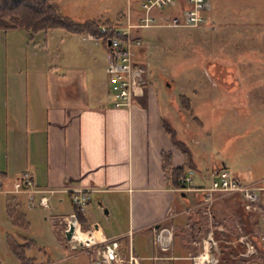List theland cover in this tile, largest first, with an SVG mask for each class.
Listing matches in <instances>:
<instances>
[{
  "label": "crops",
  "instance_id": "obj_1",
  "mask_svg": "<svg viewBox=\"0 0 264 264\" xmlns=\"http://www.w3.org/2000/svg\"><path fill=\"white\" fill-rule=\"evenodd\" d=\"M121 1L83 0L77 8L69 6L67 0L57 4L74 20L113 21L107 11L113 8L118 12ZM177 3L179 6L169 11L154 12L163 17L177 15L187 2ZM214 6V1L213 6L210 2L208 10L213 11L206 26L213 36L224 33L227 43L236 29L234 22L223 20V16L233 12L225 10L223 15ZM137 11L132 13L131 7L129 14L121 10L117 15L125 18V24L128 18L137 19ZM115 21L120 23L119 18ZM246 26L247 32L259 37L255 47L264 49V21ZM0 32V171L5 174L0 178L4 186L0 194H6L0 199L1 223L5 215L10 223L7 203L19 201L25 212L39 204L43 189H53L47 193L48 215L59 243L68 246L62 218L67 215L80 221L72 196L76 189H84L89 200L81 212L87 229H93L99 238L87 252L99 255L105 241L117 239L120 251L126 255L131 250L141 264H195L194 256L204 251L203 240L211 233L214 264H264L260 239L264 232V190L258 193L261 206L255 210L244 207L237 191L205 190L210 184L203 179L211 181L215 167L228 169L226 160L209 159L204 172L194 147L170 125L174 111L184 118L183 113H192L194 94L168 93L146 70L145 81L132 102L116 107L109 90L105 42L61 27L32 34L23 28ZM223 54L228 58L227 50ZM206 63L209 77L227 86L226 102L234 107L231 113H242L244 100L239 99L236 105L231 98L239 95L234 82L229 84L236 79L235 71L216 57ZM205 96L212 100L218 95L207 90ZM164 151L170 152L171 167L184 166V173L193 168L202 180L193 181L192 177L191 190L178 189L171 170L164 168ZM256 163L247 165L248 174L230 171L242 183H260L264 180V159ZM25 171L37 189L32 202L30 192L20 190ZM121 205L125 206L124 220ZM160 223L174 227L173 244L167 251L153 242L154 228ZM248 247L251 252L244 255ZM47 262L54 261L48 257Z\"/></svg>",
  "mask_w": 264,
  "mask_h": 264
},
{
  "label": "rangeland",
  "instance_id": "obj_2",
  "mask_svg": "<svg viewBox=\"0 0 264 264\" xmlns=\"http://www.w3.org/2000/svg\"><path fill=\"white\" fill-rule=\"evenodd\" d=\"M67 1L73 8L80 7L83 2V0ZM209 1L212 2V6L214 1V8L222 13L225 10L233 12L232 16L223 13L225 15L223 20L234 22L233 28L236 29L230 33L228 44L224 40V33L213 36L211 29L206 26L213 11L208 10L204 12L206 21L203 26L161 24L136 29L135 34L137 33L142 41L136 59L140 62H148L147 72L151 71L153 81L168 93L175 96L180 93L194 94L192 113L186 111L187 113H183L184 118L174 111L170 125L175 128L177 136L194 147L198 153L200 168L205 172L209 166V159H224L227 168L234 174L240 175L239 172L248 174L249 163L257 164L259 158L264 159V49L255 47L259 37H256L255 33L247 32L246 25L249 22L264 21V0ZM178 6L177 3L171 7ZM186 6L187 3L182 5V8ZM131 7L132 13L134 9L138 10L139 15L136 20L134 19L136 22L142 14L139 0H122L118 12L122 10V13L126 14ZM169 8L162 10L169 11ZM107 12L112 13L109 17L112 20L119 18V25H126L125 18L118 16V12L114 13L113 8L108 9ZM165 16H168V13ZM157 22L164 23L167 19L157 17ZM212 40L213 45L210 48L206 47ZM225 50L229 52L228 58H223ZM2 51L3 41L0 42V52ZM214 57L229 64L232 71H235L236 79L231 78L229 84L231 86L234 82L239 95L231 98L235 100L236 105L239 99L244 100L246 105L243 112L238 115L231 113L234 107L229 106L230 102L228 104L226 102L227 86L220 84L223 81L216 82L208 75L206 62ZM207 90H215L217 98L208 99L209 97L205 96ZM239 110L241 111L240 108ZM192 177L193 181L202 180L195 171ZM203 182L208 185L211 183L210 179L205 178ZM5 198L6 194L1 193L0 199ZM25 212L28 220L26 228L15 229L7 221L6 215L3 218L4 223L0 221L1 264H20L6 241L7 233L13 231L34 240V246L27 251L33 261L31 264H50L47 262L48 257L51 262L54 261L51 264H97L96 251L87 252V247L71 249L69 244L62 246L59 243L53 228L55 224L50 221L48 210L37 202L35 207ZM120 212L124 220V205H121ZM61 255L66 258L62 259Z\"/></svg>",
  "mask_w": 264,
  "mask_h": 264
},
{
  "label": "built area",
  "instance_id": "obj_3",
  "mask_svg": "<svg viewBox=\"0 0 264 264\" xmlns=\"http://www.w3.org/2000/svg\"><path fill=\"white\" fill-rule=\"evenodd\" d=\"M187 5L180 15H171L169 18L160 14H155V10H162L166 7L174 6L176 0H139V7L142 14L138 21H130L128 18L126 25H114L113 32L108 34L107 25H101V35L87 32L89 38L95 41H103L109 49V60L106 66L108 73L109 90L113 96V105L116 107L128 105L132 102L134 95L141 88L145 81V73L148 62H140L136 59L137 48L142 45L141 38L134 35V31L141 27L153 25H172V26H190L198 27L205 23L204 12L210 8L209 0H186ZM129 14V11L128 13ZM128 16V15H127ZM157 17L167 19V22H157ZM193 168H188L186 173L179 177L180 190H191ZM211 183L205 190L207 191H237L242 199L243 205L248 210L259 209L261 206L259 200V191L264 190V180L260 183H242L232 172L224 167H215L212 170ZM22 187L20 190L30 192L29 200L34 199L33 192L37 189L33 186L32 176L25 171L21 175ZM4 189L3 182L0 179V191ZM44 194L39 199V204L45 209L50 210L48 202V192L53 189H43ZM89 200V195L84 189H76L72 196L73 204L84 211ZM66 228L70 223L75 222L74 233L68 239L71 249L81 247H91L99 242V238L94 234L93 229H84L78 219H72L69 216H63ZM153 242L162 251H167L172 247L174 239V227L167 223L158 224L153 231ZM261 244L264 247V232L261 234ZM204 251L194 256L195 264H214L215 258L212 255L214 240L209 233L203 240ZM251 247H248L243 254L248 255ZM97 264H141L140 260L131 250L125 255L120 251V245L117 239L105 241V244L99 249Z\"/></svg>",
  "mask_w": 264,
  "mask_h": 264
},
{
  "label": "trees",
  "instance_id": "obj_4",
  "mask_svg": "<svg viewBox=\"0 0 264 264\" xmlns=\"http://www.w3.org/2000/svg\"><path fill=\"white\" fill-rule=\"evenodd\" d=\"M58 0H0V30L12 28H23L30 34L38 31H44L50 28L61 27L72 32L93 33L101 35V25H107L108 34L113 32L114 20L102 18H90L82 21L74 20L61 12L57 4ZM135 35V34H134ZM136 36V35H135ZM164 168L171 170V178L176 186H179V177L184 174V166H172L170 161V152H162ZM5 174L0 171V178ZM19 201L7 203L6 213L10 224L16 228H26L28 220L25 212L19 206ZM75 211L80 219L84 229L87 224L83 213L75 207ZM6 241L14 256L20 261V264H31L32 258L27 251L34 246L32 238L13 231L8 232Z\"/></svg>",
  "mask_w": 264,
  "mask_h": 264
},
{
  "label": "water",
  "instance_id": "obj_5",
  "mask_svg": "<svg viewBox=\"0 0 264 264\" xmlns=\"http://www.w3.org/2000/svg\"><path fill=\"white\" fill-rule=\"evenodd\" d=\"M75 224H76L75 222H72V223H70L69 227L65 228V236L67 239H69L72 236V234L74 233Z\"/></svg>",
  "mask_w": 264,
  "mask_h": 264
}]
</instances>
